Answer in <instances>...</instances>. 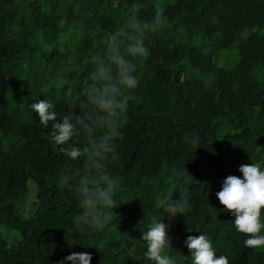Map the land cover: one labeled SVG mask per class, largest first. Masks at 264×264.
I'll list each match as a JSON object with an SVG mask.
<instances>
[{"label":"trees","instance_id":"1","mask_svg":"<svg viewBox=\"0 0 264 264\" xmlns=\"http://www.w3.org/2000/svg\"><path fill=\"white\" fill-rule=\"evenodd\" d=\"M134 6L148 21L162 10L168 25L147 36L116 136L122 194L102 252L96 237L67 231L79 205L60 183L66 158L31 104L50 99L62 115L88 56ZM224 49L237 56L232 67L217 59ZM252 160L264 161V0H0V264H59L72 252L92 253V264H149L140 237L157 200L180 195L176 169L192 176L188 216L163 217L178 264H191L184 241L200 232L230 264H264L215 195Z\"/></svg>","mask_w":264,"mask_h":264},{"label":"clouds","instance_id":"2","mask_svg":"<svg viewBox=\"0 0 264 264\" xmlns=\"http://www.w3.org/2000/svg\"><path fill=\"white\" fill-rule=\"evenodd\" d=\"M167 25L162 10L155 11L148 21L134 6L109 42L88 56L86 77L65 98L62 115L50 99L31 104L42 125L48 128L52 122L51 137L66 158L60 183L79 205L67 231L96 237L94 246L102 252L108 247L107 229L122 194L123 177L114 171L121 157L116 136L128 124L130 101L140 85V66L150 55L147 36ZM201 142L200 135L193 134L190 146L197 149ZM239 172L242 176H226L215 195L225 206L223 211L234 218L236 230L245 234L244 246L264 249V161L242 164ZM191 177L176 169L173 178L181 186L180 195L165 194L156 202V212L140 237L149 264H178L169 235L171 224L163 217L188 216ZM184 243L190 249L191 264H230L228 256L217 255L213 239L204 232L188 235ZM92 260L90 252H72L59 264H92Z\"/></svg>","mask_w":264,"mask_h":264},{"label":"rangeland","instance_id":"3","mask_svg":"<svg viewBox=\"0 0 264 264\" xmlns=\"http://www.w3.org/2000/svg\"><path fill=\"white\" fill-rule=\"evenodd\" d=\"M233 50L231 49H224V50H220L219 55L217 57V59L220 61V63L226 67H232L236 62H237V56L236 55H232L233 54ZM33 176L35 177V174H33ZM5 235L7 237H9L10 240H14L15 237H13V234L15 236L16 232L13 233H9L7 232V230L4 228L3 229Z\"/></svg>","mask_w":264,"mask_h":264}]
</instances>
